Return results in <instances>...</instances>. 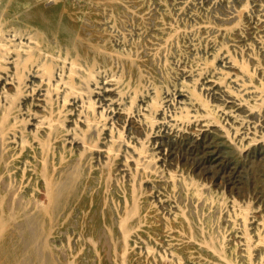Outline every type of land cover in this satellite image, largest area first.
Instances as JSON below:
<instances>
[{"label":"bare ground","instance_id":"1","mask_svg":"<svg viewBox=\"0 0 264 264\" xmlns=\"http://www.w3.org/2000/svg\"><path fill=\"white\" fill-rule=\"evenodd\" d=\"M93 1L0 0V233L35 217L89 264L103 220L107 264H264L263 209L168 163L204 131L264 146V0H171L152 28Z\"/></svg>","mask_w":264,"mask_h":264},{"label":"rangeland","instance_id":"2","mask_svg":"<svg viewBox=\"0 0 264 264\" xmlns=\"http://www.w3.org/2000/svg\"><path fill=\"white\" fill-rule=\"evenodd\" d=\"M121 1L122 0H114V2L113 0L111 2L110 0H94V6L92 5L94 8L93 10L99 12L100 17V19L95 22L99 23L104 21L102 18H105V16L114 20L119 17L118 10L122 12L120 18L126 20L127 18H130V12L124 10V7L120 6L122 3ZM126 1L131 8L136 10H138L141 5L149 6L150 13L152 14V17L147 20L149 23L147 26L149 28L153 27V18L161 12L162 5L166 4L167 6H170L169 3L171 2V0H145V2L142 0L141 2L140 0ZM80 25L82 26L81 21ZM172 139L173 138H171L169 143L174 147V152L172 153V156L168 158L170 166L183 167L185 171L193 175L195 178L207 182L213 190L223 192L229 196H234L240 200H251L264 211V146L262 144H249L246 146V149H243L244 151L242 150L239 153L235 152L233 148L223 144L214 133L209 131H204L198 136ZM47 205L49 206L48 199L44 201V206L48 207ZM34 219L35 217L33 218L32 216L25 215L20 219L21 221L19 220V224L15 226L19 235L15 237V239L5 237L4 234L0 233V264H15L17 262V264H40L41 262L43 264H69L62 253L63 251L59 248H55L50 243L46 237V233H44L45 230H40V228L43 229L40 226L41 221L38 220L37 222V220ZM26 223L28 224L26 225ZM36 223L37 225H35ZM97 224L98 241L96 242L91 236H88L85 241L88 246H85L84 249L82 248L83 251L85 248L93 250L98 256L97 258H92L94 261L92 260L93 262L91 261L92 263L90 262L89 264H105L108 262L107 244L109 243L108 241L111 242V240H109L108 236L103 233V228L107 225H105L103 220H100ZM27 227L31 232L30 230L28 231ZM84 227L87 229V226ZM23 232L25 235L22 237ZM30 234L31 236L34 234L35 237L33 235L32 239ZM35 238L38 239V241H36ZM34 239L35 242H33ZM46 241L47 243L45 244L44 242ZM98 242H100L106 249L105 251H107L105 252L103 250L101 252L102 256L99 250L101 246ZM33 243L35 244L33 245ZM43 243L45 245H43ZM89 245L91 248L93 247L95 251L93 248H89ZM45 246L48 249L47 251ZM41 247L43 248L41 249L42 251L39 250ZM75 247L74 250H78L80 246L75 244ZM98 258L100 260L103 258L101 261L105 259V263L104 261L100 263ZM79 261L82 260L79 259ZM82 262H84V260Z\"/></svg>","mask_w":264,"mask_h":264}]
</instances>
